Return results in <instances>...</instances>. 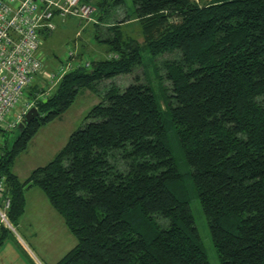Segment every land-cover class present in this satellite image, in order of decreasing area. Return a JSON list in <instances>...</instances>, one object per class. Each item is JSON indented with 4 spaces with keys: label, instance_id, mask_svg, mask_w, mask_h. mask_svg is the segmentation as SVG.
I'll use <instances>...</instances> for the list:
<instances>
[{
    "label": "trees",
    "instance_id": "1",
    "mask_svg": "<svg viewBox=\"0 0 264 264\" xmlns=\"http://www.w3.org/2000/svg\"><path fill=\"white\" fill-rule=\"evenodd\" d=\"M130 1L131 19L123 0L97 1L94 38L108 46L105 54L69 69L43 98L31 85L38 115L21 130L0 129L9 223L16 225L24 189L34 186L76 240L54 264H209L140 67L144 49L159 58L164 112L219 264H264V0ZM131 23L141 43L122 32ZM83 90L99 102L45 165L20 180L15 158Z\"/></svg>",
    "mask_w": 264,
    "mask_h": 264
},
{
    "label": "rangeland",
    "instance_id": "2",
    "mask_svg": "<svg viewBox=\"0 0 264 264\" xmlns=\"http://www.w3.org/2000/svg\"><path fill=\"white\" fill-rule=\"evenodd\" d=\"M97 1H106L109 3V0H87V2L94 8V15H92V17L95 16L96 12L99 13V9L96 6ZM121 8L123 14L129 16L131 19L133 16V7L131 1L123 0ZM113 17L115 18V15H113ZM55 18L57 19L58 23L55 24L56 28L53 31L39 32V38L41 41L40 47L42 48L41 57L44 63L43 68L45 69H43L44 71H50L56 67L53 66L51 68L48 63L50 58H52V63L54 65V61L57 63L55 57H58L59 60H62L70 50H74L77 53L82 52L86 58H94V49L92 48L94 41L95 45L101 51L100 56L105 54L108 46L105 43L97 42L94 38V31H92L93 34H91L90 30H88L89 26L87 28L88 22L91 21H78V19L75 17L65 18L63 20L59 19L58 17ZM95 19L97 20V17H95ZM74 20L77 22L76 26H74ZM102 28L104 30V27L100 26L98 31L101 32ZM121 30L126 36L135 38L141 43L142 38L139 34V26H137L136 23H131L125 27H121ZM140 55V67L142 68L147 82L151 87L156 99L158 100V104L162 110V118L166 130L167 144L172 152L178 170L182 173V185L185 189L189 207L198 231L201 242L200 244L206 255L208 263L219 264L215 250L210 240L204 215L197 201L190 177L187 174L188 168L185 165L182 152L177 143L173 125L169 120L168 115L164 112L163 106L166 104V101L162 96V88L158 81L156 68L159 58H157V60L151 58L144 49L140 50ZM74 61H77V59L75 58ZM39 83V88L36 92L37 95H41V93H43V89H45L44 91L46 92L48 88L45 81H39ZM99 100L100 99L98 96H95L89 91L83 90L82 92L78 93L70 107L60 117L42 126L32 137L31 140H33V142L30 141L28 143L26 148L27 150L18 154L14 160V168L19 176H26V172L29 168L35 169L36 167L45 165L53 157V154H55L64 145L68 136L82 125L83 117L86 112L91 108V106L98 103ZM14 135L15 131L10 133V137H13ZM1 140L3 141V138H1ZM27 209V216H25L24 220L21 222V227H18L12 223V229H9V232H11V235L14 237L18 235L21 240L25 242L29 250L33 253V256H35L40 264H49V262L58 260L62 254H64L73 246V244L76 243L75 238L68 232L67 228L63 225L61 217L53 210L51 206H49L47 201L34 204L29 206ZM30 209H34V211ZM46 209H48V215ZM53 214L57 219L53 217ZM32 216H34V221H30ZM42 218H47V222H43ZM22 228H26L27 232H34V249H32V247L29 246L25 240ZM69 239L71 240L69 241Z\"/></svg>",
    "mask_w": 264,
    "mask_h": 264
},
{
    "label": "built area",
    "instance_id": "3",
    "mask_svg": "<svg viewBox=\"0 0 264 264\" xmlns=\"http://www.w3.org/2000/svg\"><path fill=\"white\" fill-rule=\"evenodd\" d=\"M93 13V6L81 0H0L1 130L13 131L27 111L35 107V99L27 95L31 85L46 82V92L43 89V93L36 97L43 98L69 69L89 65V58H77V52L70 50L53 70L44 71L39 32L53 31L54 17L61 20L75 17L78 21L94 22ZM75 58L77 61H74ZM2 180L0 197L4 195ZM9 204V199L5 197L0 205V224L12 229L6 216Z\"/></svg>",
    "mask_w": 264,
    "mask_h": 264
},
{
    "label": "crops",
    "instance_id": "4",
    "mask_svg": "<svg viewBox=\"0 0 264 264\" xmlns=\"http://www.w3.org/2000/svg\"><path fill=\"white\" fill-rule=\"evenodd\" d=\"M93 19H94V22L91 21V22H88L87 24V28L88 30H90V33L93 34L92 31L93 30V24L95 23H98L97 20L95 19V17L93 16ZM75 21V20H74ZM73 21V22H74ZM53 22L56 24L58 23L57 19L54 17L53 18ZM77 22L75 21L74 22V26H76ZM91 24V25H89ZM86 26V25H85ZM91 26V27H90ZM56 28V27H55ZM82 40V39H81ZM92 48L94 49L93 51V56L95 57H98L100 56V49H98V47L95 45V41L93 42L92 44ZM40 51H42V48H40ZM96 53V54H95ZM98 53V54H97ZM84 55V54H83ZM52 58L49 59L48 63L49 65L51 66V68L54 66L53 65V60ZM56 62L54 61V64ZM37 94V93H36ZM32 139V138H31ZM31 142H33V140H30ZM27 150V149H26ZM25 150V151H26ZM54 155V154H53ZM14 164H15V161L12 165V172L20 179V180H24L28 177L30 171L32 168H29L27 170V174L26 176L22 177V176H19V174L16 172L15 168H14ZM33 170V169H32ZM24 199H25V205H24V211L23 213L21 214V216L19 217L16 225L18 227H21V222L24 220L25 216H27V212H28V207L29 206H32L34 204H37V203H43V202H46V198L44 196V194L37 188V187H34V186H29V187H26L24 189ZM31 201V203H30ZM48 203V202H47ZM49 204V203H48ZM50 206V205H49ZM30 210H33L34 209H30ZM54 210V209H53ZM47 211V215H48V209H46ZM53 217H55V215L53 214ZM57 219V218H56ZM62 219V218H61ZM30 221H34V216L31 217ZM42 221L43 222H47V218H42ZM51 221V220H50ZM63 222V220H62ZM63 225H64V222H63ZM65 226V225H64ZM66 227V226H65ZM61 228V227H60ZM68 230V229H67ZM63 231V230H62ZM22 232H23V235L25 237V240L27 241V243L29 244V246L32 247V249H34V245H35V242H34V232H27L26 231V228H22ZM69 232V231H68ZM70 233V232H69ZM71 234V233H70ZM18 238V239H17ZM70 238V237H68ZM71 239H69L70 241ZM45 241V240H44ZM75 244H73L74 246ZM72 246V247H73ZM71 247V248H72ZM70 248V249H71ZM68 251V250H67ZM66 251V252H67ZM28 252V253H27ZM65 252V253H66ZM64 253V254H65ZM62 254L60 256V258L64 255ZM58 258V260L60 259ZM58 260H54L52 262H49V264H54L55 262H57ZM0 264H40V262L35 258V256H33V253L29 250V248L27 247V245L25 244V242L23 240H21V238L16 235V237H14L13 235H11V232L7 231L6 233L1 229V226H0Z\"/></svg>",
    "mask_w": 264,
    "mask_h": 264
},
{
    "label": "water",
    "instance_id": "5",
    "mask_svg": "<svg viewBox=\"0 0 264 264\" xmlns=\"http://www.w3.org/2000/svg\"><path fill=\"white\" fill-rule=\"evenodd\" d=\"M37 115V109L35 107L30 108L25 114L23 120L18 124L17 129L21 130L27 122H29L32 118L36 117Z\"/></svg>",
    "mask_w": 264,
    "mask_h": 264
}]
</instances>
